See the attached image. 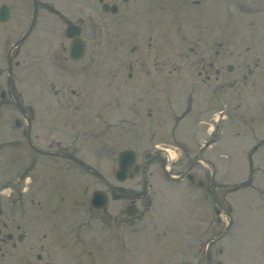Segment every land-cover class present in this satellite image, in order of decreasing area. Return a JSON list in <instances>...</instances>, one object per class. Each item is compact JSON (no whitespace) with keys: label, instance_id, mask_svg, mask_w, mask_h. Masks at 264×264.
Segmentation results:
<instances>
[{"label":"rangeland","instance_id":"rangeland-1","mask_svg":"<svg viewBox=\"0 0 264 264\" xmlns=\"http://www.w3.org/2000/svg\"><path fill=\"white\" fill-rule=\"evenodd\" d=\"M29 1H19L21 17L27 15ZM171 1L119 2L121 6L116 13L105 12L99 3L98 10L94 11L98 26L93 27L88 10L84 15L88 18L89 52L80 67L70 68L65 62L64 68L19 70L18 78L13 79V92L27 94L29 89L34 92L30 75L35 69L37 75L40 71L58 84L66 82L67 88H75L80 94L72 102L78 107L70 101L62 107L54 103L59 114L52 111L46 124L50 126L51 136L62 141L61 147L68 145L67 151L71 154L74 150L71 141L79 140L83 152H74L72 156L84 160L83 169H65L70 167H62L65 161L58 164L51 161L52 168L43 167L41 162L37 172L42 174H37L35 187L41 182L38 180L45 182L47 176L43 173L46 172L55 170L62 178L66 174L77 176L79 183L75 187L71 188L74 181L65 177L61 181H48L47 189L51 192L77 189L78 200L82 197L81 219L88 222L82 232L84 253L95 251L89 192L101 188L109 194L120 195L118 200L110 202L116 210L135 198L138 210H147L146 221L152 223L153 233L158 235L167 228V234L162 235L165 253L192 252L196 247L195 238H218L222 232L225 238L208 246L209 251L216 250L220 244L229 264H264V41H258V36L264 40V32L254 31L255 38L248 37V33L243 37L228 33V38L221 39L230 45V50L240 44L254 48L245 51L241 45V52H227L226 62L236 64L242 55L253 75L240 85L227 84L224 92H220L219 84L206 82L198 75L199 67L194 64L190 48L203 49L207 41L220 39L219 35L207 33V24L220 18L221 1L202 0L200 6L194 7L182 0H173V5ZM83 2L86 6V0ZM58 3L64 7L77 6L76 0H58ZM178 4L179 11H175ZM204 5L207 7L203 8ZM63 29L61 23H52L50 30L57 48L62 42L66 44L61 35ZM92 59L93 64H98V73L93 64L92 69H86ZM247 69L244 68L245 72ZM3 76L6 83V69ZM5 83L1 88L6 89ZM214 88L219 92L214 93ZM157 94L160 110L156 109ZM219 97L229 99L231 104L227 118L220 121L215 131L214 108ZM1 126L4 133L0 139L10 140L7 124L2 119L0 130ZM49 130L40 131L44 134L41 141L48 136L43 131ZM75 134L79 135L78 139L73 137ZM162 147L171 150L169 158L159 149ZM124 148L137 151L140 168L133 178L119 182L113 175L118 152ZM49 150L60 151V148L52 144ZM2 151V163L6 159L26 157L22 147L14 154L7 149ZM7 171L12 172V168ZM187 173L203 180L204 187L215 190L218 202H213L207 191L198 193L201 188L186 179ZM179 175L181 180L173 178ZM104 178L112 184L104 183ZM6 188L10 187L6 185ZM213 205L224 211L221 223L216 222ZM75 210L76 207L68 208L63 214L70 219ZM229 212L232 223L227 226L225 218L230 220ZM159 216L163 218L162 223ZM138 235L130 233L132 242ZM99 239L102 243L105 241L103 235Z\"/></svg>","mask_w":264,"mask_h":264},{"label":"flooded vegetation","instance_id":"flooded-vegetation-1","mask_svg":"<svg viewBox=\"0 0 264 264\" xmlns=\"http://www.w3.org/2000/svg\"><path fill=\"white\" fill-rule=\"evenodd\" d=\"M19 1L0 0V89L5 83L3 76L5 69L8 77L5 83L7 90L2 89L0 92V120H4L6 125L21 117L19 119L20 125L22 124L20 127H24L22 136L23 138L26 136V140H18V136H16L12 140L4 141L0 143V152L7 149L14 154L16 149L22 147L23 152H26L23 155H27L29 167L33 172L30 175L29 186L22 187L23 184L19 182V179L24 174L17 173L22 167V162L19 159L10 158L11 161L6 159V162L2 163L3 158H0V264H229L224 258V249L220 244L216 250L209 251L208 249V246L216 244V240L222 237L195 238L194 245L196 247L192 252L189 251L186 254L165 253V239L162 235L167 234V228L160 230L158 235L157 232L153 233L154 229L150 228L152 223L146 221V209L138 210L136 206L134 214H129L134 211V206H132L133 208H129V206H131V202H136L135 198L131 199L124 208L116 210L114 206L111 207L110 202L118 200L120 195L108 192L107 205L103 208L93 209L92 221L95 225L93 248L95 251L92 253L83 252L82 232L88 222L81 219L83 217L82 210H80L83 204L82 197L81 200L80 198L78 200L77 189L76 192L53 189L51 192L47 189L49 188L47 187L48 181H61L65 180V177L73 180L75 184L71 188L75 187L79 181L77 176L72 174L71 177L66 174L63 179L60 174L57 175L54 172L55 170L45 171L46 173H43V176H47V178L44 177L46 178L45 182L44 179L38 180L43 181L42 186L40 182L35 187L34 182L37 174H42L37 172L41 162L43 167L49 168H52L53 165L50 163L51 161H54V164L65 161L62 167L70 166L65 168L69 170L74 167L78 171L83 167L84 160L79 156H72L74 152L82 153L79 151V142L71 141L74 149L71 150V154L70 151H67L68 145L61 147L62 141L51 136L50 126L46 124L52 111L55 110L59 114L54 103L59 107L67 105L69 101L72 104L80 94L75 88H67L66 82L58 84L51 80L52 77L49 79L47 78L49 76L41 75L40 71L37 75L35 69L64 68L65 62L70 68L80 67V63L89 52L88 18H85L84 15L88 10L87 15L93 20V27L98 26L94 11L98 10L101 0H86V6L84 0H76L77 6L74 7H70V5L64 7L58 3V0H30L26 2L27 15L23 17H21L23 12L20 13L18 7ZM111 1L118 3V10L121 6L120 1H123V4L130 2V0ZM182 1L192 6H200L203 3L202 0ZM220 1V18L207 24L209 27L207 33L219 35L220 39H215L214 42L213 40L207 41L203 49L194 48L192 50L191 47L190 52L195 66L199 67L198 75L206 82L219 84L222 89L227 84L240 85L253 75L252 68L248 67V62L244 61L242 55L240 60L235 61L236 64L226 62L227 52H241V45L245 46V51H250L254 47L252 48L250 44H240V41V45H238L240 47L230 50V45L221 39L228 38V33L237 37H243L248 33V37L255 38L254 31L264 32V0ZM171 3L173 5L174 1L172 0ZM177 8L174 10L179 11V4ZM5 18L7 19L4 20ZM52 23H61L64 28L61 35H64L66 44L62 42L58 48L53 43L54 38H52L50 30ZM72 24L76 26L74 30H79V37L85 41V55L83 54V58L79 60L72 59L69 53L73 37L67 36V28ZM70 32L73 31L70 30ZM210 36L212 37V35ZM27 41L29 43L26 46ZM258 41L264 40L258 36ZM91 57L94 58V55ZM92 62L94 60L90 63ZM21 68H35L30 75L33 80L32 90L34 92H29L28 95L13 92V79L18 78ZM244 68L247 69L246 72ZM229 74H233L234 77L231 78ZM151 84L153 85V83ZM47 89L50 92H47ZM214 93H216V88H214ZM72 105L78 107L76 103ZM23 123L25 124L23 125ZM7 127L9 129V125ZM1 128L0 135H2V131L4 133V127L1 126ZM46 128L49 132H43L48 133L46 138L49 140L41 141L40 138L44 139V134H40V131ZM11 133L9 132V134ZM52 144L59 146L60 151L49 150ZM62 167L55 169L64 170ZM9 168H12L13 173L7 171ZM5 170L7 172H4ZM49 175L52 177L50 178ZM4 177L11 180L17 179L13 189L7 190L4 187ZM108 184L112 183L108 182ZM214 199L218 202L217 195H214ZM72 207H76L77 211L75 210L76 214L68 219L63 214V210L72 209ZM219 209L216 217L217 223L222 221L219 216L223 209ZM215 210L218 209L215 208ZM162 220L163 218H161V223ZM130 233L139 234L134 239L135 242L130 239ZM100 235L105 237L103 243L100 242Z\"/></svg>","mask_w":264,"mask_h":264},{"label":"water","instance_id":"water-1","mask_svg":"<svg viewBox=\"0 0 264 264\" xmlns=\"http://www.w3.org/2000/svg\"><path fill=\"white\" fill-rule=\"evenodd\" d=\"M114 9V7H113ZM78 45V44H77ZM137 159V155L133 150H122L118 156L119 169L116 171V178L120 181L125 180L128 176L129 167L132 166ZM136 170L138 167L135 168ZM100 191H94L91 196V204L97 205V200L101 198Z\"/></svg>","mask_w":264,"mask_h":264}]
</instances>
